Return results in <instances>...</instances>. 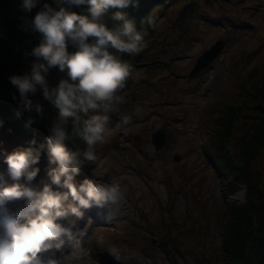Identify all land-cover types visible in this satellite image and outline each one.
<instances>
[{
    "label": "rangeland",
    "instance_id": "1",
    "mask_svg": "<svg viewBox=\"0 0 264 264\" xmlns=\"http://www.w3.org/2000/svg\"><path fill=\"white\" fill-rule=\"evenodd\" d=\"M249 3L256 8L248 10L251 15L238 26L202 18L187 54L175 61L181 75L171 76L172 82L164 89L165 101L151 106L153 110L149 107L126 126L118 120L106 129L107 152L97 157L98 170L89 178L118 183L124 195L115 203L91 206L94 210L84 215L76 229L84 235L79 250L65 258L66 264H175L156 242L161 233L159 220L169 215L173 219L168 223L169 232L181 236V249L196 246L210 258L218 255L222 238L218 222L225 216L227 203L246 200V189L241 182H229L226 173L213 163L217 153L209 156L206 148L213 152L210 142L216 131L223 130L218 122L232 111L228 100L239 96L236 74L264 62V0ZM171 6L168 11L173 16L178 7ZM166 17L164 12L157 20ZM218 40L224 41V47L217 59L189 78L197 58ZM160 128L167 136L164 146L156 149L152 134ZM229 146L233 150L234 146ZM4 154L6 150L1 149L0 177L10 184L13 178L7 172ZM40 179L34 182L35 178L28 180L21 174L18 182L37 190L42 188V180L51 184L47 171ZM51 186L65 190L60 185ZM91 214H97L99 220ZM182 225L186 232L181 231ZM188 226L198 229L195 237L187 231ZM113 230L131 235L144 249L130 252L127 238L108 236ZM70 249L69 245L64 248ZM177 258L180 264H188Z\"/></svg>",
    "mask_w": 264,
    "mask_h": 264
},
{
    "label": "trees",
    "instance_id": "2",
    "mask_svg": "<svg viewBox=\"0 0 264 264\" xmlns=\"http://www.w3.org/2000/svg\"><path fill=\"white\" fill-rule=\"evenodd\" d=\"M251 1L257 0H139L138 4H130L123 9L110 8L106 14L109 26L116 27L123 23L111 18L113 12L123 11L128 18L137 22L138 27L147 29V36L146 46L141 52L135 55L124 54L132 71L124 86L117 92L120 99L113 103L110 111L104 113L108 116L106 129L118 120L122 126H126L145 114L143 112L149 107L165 101L164 89L172 82L171 76L181 75L175 61L187 54L189 42L197 36V26L202 18H213L238 26L239 22L245 20V16L251 15L247 11L256 8L254 3L250 5ZM43 2L41 0V5L28 13L19 7L20 0H0V150L8 152L25 146L39 149V159L30 164V167L38 168L35 175L37 179L43 177L49 167L54 166L49 163L46 138L53 122L58 119L59 110L43 96V90L39 87L35 93L29 92L28 96L33 105L40 103L43 111L38 113L35 107L28 110L24 107L18 88L11 83L9 77L31 71L32 62L36 59L31 51L40 43L41 34L31 30L29 22ZM170 4H177L178 8L173 11L174 14L179 12L176 18L173 17L174 14H169ZM73 10L90 15L88 5H81ZM164 12L167 17L157 22L155 28L147 25L146 17L162 18ZM25 28L28 30H24ZM69 50H74L71 45ZM66 75L57 66L46 73V78L50 86H55ZM236 75L239 76V96L228 100L232 111L226 120L218 122L223 130L220 128L216 131L215 139L210 142L213 152L206 148V153L209 156L217 153V157L212 159L213 163L226 173L230 183L241 182L245 185L246 200L240 204L227 203L225 216L218 222L222 230L220 251L212 258L204 251L197 250L196 246L181 249L184 244L181 236L171 235L168 229V223L173 219L170 215L162 217L158 226L161 233L156 242L160 250L175 264H180L177 257L186 260L188 264H264V62ZM239 100L241 101L238 103ZM154 107H151L152 110ZM30 118L33 122L28 124ZM66 127L69 137L65 144L69 150L78 151L83 158L86 142L73 133L71 119ZM140 137L144 139L143 135ZM32 141L34 143H30ZM229 144L234 146L233 150L229 149ZM106 147L107 142L96 144L95 158L84 160L80 171L74 176L77 184L98 170L96 159L107 152ZM42 183L44 184L43 180ZM162 229L166 230L165 234ZM197 230L195 227H187V231L194 237ZM181 231L186 232V227L182 225ZM110 235L127 238L126 246L130 252L144 249L140 244L137 245L138 241L131 235L125 236L114 230L110 231L108 236ZM104 236L108 239L105 233Z\"/></svg>",
    "mask_w": 264,
    "mask_h": 264
},
{
    "label": "clouds",
    "instance_id": "3",
    "mask_svg": "<svg viewBox=\"0 0 264 264\" xmlns=\"http://www.w3.org/2000/svg\"><path fill=\"white\" fill-rule=\"evenodd\" d=\"M138 3L139 0H44L30 19L31 30L41 34L40 43L31 51L36 59L30 72L13 74L9 79L28 110L35 107L38 113L43 111L42 105H33L28 96L38 87L59 110L46 138L49 163L54 165L47 169V175L51 184L65 190L53 189L49 183L37 190L18 182L21 174L28 180L36 175L38 168L29 165L39 159V149L17 147L3 155L13 182L0 180V264H66V254L78 252L81 245L83 233L78 234L76 228L84 209L123 198L118 183L85 177L77 184L74 176L84 160L95 158L96 144L105 142L108 116L104 113L120 99L117 92L132 71L124 54H138L146 46V28L142 30L119 10L111 18L123 23L111 27L106 14L110 8L123 9ZM37 5L41 0H20L19 7L30 13ZM80 5H88L90 15L73 10ZM145 19L152 28L157 26L156 17ZM57 66L67 75L50 86L46 73ZM70 119L73 133L87 144L83 158L65 144ZM32 122L31 118L27 121ZM61 234L67 237L70 252H65L64 240L56 239Z\"/></svg>",
    "mask_w": 264,
    "mask_h": 264
},
{
    "label": "water",
    "instance_id": "4",
    "mask_svg": "<svg viewBox=\"0 0 264 264\" xmlns=\"http://www.w3.org/2000/svg\"><path fill=\"white\" fill-rule=\"evenodd\" d=\"M81 6V5H80ZM79 6H74V8H77ZM224 47V41L223 40H218L216 41L212 46L207 48L198 58L189 72V76L193 77L194 75L198 74L200 71L203 69L209 67L219 56L221 51L223 50ZM152 141L156 147V149H161L166 141V132L163 129H157L156 131L153 132L152 134Z\"/></svg>",
    "mask_w": 264,
    "mask_h": 264
},
{
    "label": "bare ground",
    "instance_id": "5",
    "mask_svg": "<svg viewBox=\"0 0 264 264\" xmlns=\"http://www.w3.org/2000/svg\"><path fill=\"white\" fill-rule=\"evenodd\" d=\"M33 178H35V176H34ZM36 180H38V179L35 178L34 182H36ZM85 210H86V212H84V215L87 217V213H88V211H92V210H94V209H93L92 207H89L88 209H85ZM92 215H94L93 218H94L95 220H97V219L99 220V218H98L99 216H98L97 214H96V215H95V214H91V216H92ZM83 217H84V216H83ZM82 219H83V218H82ZM86 222H87V221H84V222H82V223H83V224H86ZM78 227H79V225H77V228H78ZM77 228H76V229H77ZM52 243H53V242H52ZM54 245H55V244L53 243V246H54Z\"/></svg>",
    "mask_w": 264,
    "mask_h": 264
}]
</instances>
